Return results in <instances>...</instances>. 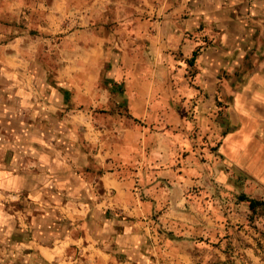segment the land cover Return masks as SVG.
Listing matches in <instances>:
<instances>
[{
    "label": "rangeland",
    "instance_id": "1",
    "mask_svg": "<svg viewBox=\"0 0 264 264\" xmlns=\"http://www.w3.org/2000/svg\"><path fill=\"white\" fill-rule=\"evenodd\" d=\"M243 4L0 0L10 45L1 85L30 90L31 104L19 112L10 102L19 113L2 129L0 162L23 163L37 185L0 190V264H264V125L251 127L254 156L223 149L249 126L234 104L255 70L238 49ZM193 20L185 38L201 44L185 58L176 39ZM208 50L225 64L200 78L190 61ZM130 84L146 98L135 102L140 118L128 109ZM51 88L69 113L46 172L17 148L56 128Z\"/></svg>",
    "mask_w": 264,
    "mask_h": 264
},
{
    "label": "crops",
    "instance_id": "2",
    "mask_svg": "<svg viewBox=\"0 0 264 264\" xmlns=\"http://www.w3.org/2000/svg\"><path fill=\"white\" fill-rule=\"evenodd\" d=\"M240 2L244 3L242 6L241 17V27L243 30V35L238 41V49L240 50L241 57H245V59L250 63H255V70L248 72L247 80L243 84V87L236 92L234 104L236 109L240 110L241 112H245L242 125L249 123V126L243 128L238 136L236 135L229 138L223 145V149L225 153L236 152L237 154H239V157L243 159L245 156L252 157L256 152L258 153L262 150L258 143H251V141H249V134L253 130V128L251 127L253 125H258V122L261 125H264V0H240ZM1 16L2 14L0 12V19ZM0 23H2V21ZM191 23L192 24L186 23V25L182 26V31L177 35L176 39V43L181 44L179 45V47H181L182 52L186 53L185 58L190 57V55L193 54L195 49L197 48V45L201 44V39L199 38H185L187 30H194V28L198 26L199 22L193 20ZM220 28H224V30L227 29L224 23L222 27L220 26ZM222 34L227 36L228 31H224ZM198 35L201 36V34ZM222 42H225L224 38L222 39ZM8 46L10 45L7 42L0 41V49L3 50V54L5 53L4 56L8 54L6 52ZM212 55L213 53L208 50L195 58V65L201 70L200 78H203L205 76L206 73L204 72L206 70L214 67L217 63L221 62L223 64L224 62L225 64V60H222L221 57H219V60L216 61V59H214ZM0 63H2L0 64L1 154L7 149V141L5 140L6 135H2V129H5L6 132V128L10 124L9 121L12 119L10 118V116H18L17 114L19 112H23V110L27 109V107H29V105L31 104H29L30 90L25 89L22 85H19L14 81L13 84L9 87L10 89L7 86L1 85L2 78H7L8 76V68L1 59ZM142 67L140 66V68ZM144 72L145 71H143V74H145ZM17 76L18 75H16L15 73L11 74V78L15 79V77ZM127 76L129 77V73H127ZM223 85L225 86V83ZM63 89L68 91V88L65 86ZM47 93V99L49 101L48 105H50V107L53 109V112L49 113L50 115L48 116V118L56 122V128L53 129L50 133H43V131L40 130V134L36 136L35 139L33 138L27 143V149H24V147L18 149L20 148L18 146L17 150L22 152L24 151L25 154L27 152L32 157L34 156L37 159V162H34L37 168L39 170L49 172V168L57 162V158H55L53 154L54 148H56V146H58L60 143H64V140L61 141L58 138L59 134H57V132L63 131L65 130V127H67L65 122L67 121V114L69 112H67L66 114L64 113L66 112L65 96L64 94L60 93L59 89L51 88V90L47 91ZM126 95L129 100L128 109L130 110L132 116L134 118H140L142 115L145 116V111L142 113L135 108V102L141 100L145 101V96H143L139 92L134 93L131 89V84L128 85ZM74 100L76 101L77 98H74ZM10 102L19 104V112H13V108L9 106ZM59 111H62L64 114H59ZM35 113L41 114L42 110L37 109L35 110ZM53 113L56 115L55 117ZM84 128L86 129V127ZM21 135L23 136V134ZM261 168L259 169V171L261 170ZM33 172L34 171L32 170L27 171V169L23 166V163L19 161L13 160L11 163L7 164L0 162V190L5 192L34 191L37 188V185L35 180L30 176Z\"/></svg>",
    "mask_w": 264,
    "mask_h": 264
},
{
    "label": "trees",
    "instance_id": "3",
    "mask_svg": "<svg viewBox=\"0 0 264 264\" xmlns=\"http://www.w3.org/2000/svg\"><path fill=\"white\" fill-rule=\"evenodd\" d=\"M195 58H196V53L194 54L193 59L190 61V65H191V66H192L193 63H194ZM258 204H260V203L257 202V201H251L250 206H251L252 209H255V207H256Z\"/></svg>",
    "mask_w": 264,
    "mask_h": 264
}]
</instances>
